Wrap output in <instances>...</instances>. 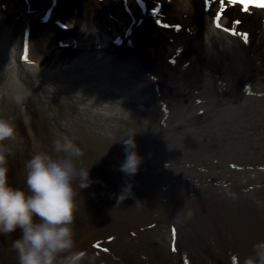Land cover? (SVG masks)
<instances>
[{
  "label": "rangeland",
  "instance_id": "374dc122",
  "mask_svg": "<svg viewBox=\"0 0 264 264\" xmlns=\"http://www.w3.org/2000/svg\"><path fill=\"white\" fill-rule=\"evenodd\" d=\"M208 1L211 6L205 0H168L159 15L173 31L168 48L175 67L180 70L169 78H159L146 70L133 54L134 50L130 49V56L120 45L119 41L126 40L124 46L138 48L142 41L136 28L145 14L133 0H126L125 4L120 0H0V31L19 19L31 17L29 12L38 14L31 21L29 57L34 62L40 61L41 67L47 69L70 62L64 54L80 56L90 48L98 49L100 46L91 40L96 33L107 31L110 36L107 50L121 60L132 61L141 78L144 100L135 107L138 118L126 121L120 130L122 136L117 139L136 132L137 151L142 160L153 148L160 126L166 134L163 152L172 159L176 155L192 160L213 155L217 160H226V154L239 153L241 159L261 166L258 161L264 158V7L245 8L236 0H227L232 11L227 9L229 14H225L220 9V2L225 0ZM47 10L50 16L47 13L42 16ZM217 16L232 32L231 49L216 40L214 46L208 41L212 19ZM201 30L206 34L203 46L196 44L198 37L193 42L188 41ZM30 97L31 94L22 106L3 104L0 108V115L14 120L20 137L16 149L13 141L8 142L14 149V155L8 159L9 183L25 191V164L32 155L38 151L63 155L53 151L52 141L59 138L56 128L38 102ZM25 112L30 117L27 125ZM178 127L181 133L171 136L180 138L181 146H175V140L168 134L169 129ZM82 134L81 140L78 139L80 148L90 154L84 164L81 163L84 167L92 165L90 175L96 176V180L81 193L82 207L73 229L89 223L105 210L106 201L122 191L121 176L126 177L125 181L132 177L114 176L115 172L113 177L106 178L115 192H107L96 169L100 165L105 172L107 166H111L117 171L118 166L113 161L119 155L125 156L123 144L117 143L119 146L113 140L99 138L92 140ZM94 146L102 151L98 158ZM245 160L233 163L249 166ZM85 190L93 194L90 196L95 200H86ZM253 193L257 195H227L197 206L193 211L178 212L156 229H133L134 232H120L114 238L108 236L99 247L92 246L86 254L93 258V264H242L243 259L252 254V244L264 239V184ZM19 236V231L0 235V254L9 257L8 261L14 262V258L9 251L10 256H6L4 251L12 249V241Z\"/></svg>",
  "mask_w": 264,
  "mask_h": 264
},
{
  "label": "bare ground",
  "instance_id": "6f19581e",
  "mask_svg": "<svg viewBox=\"0 0 264 264\" xmlns=\"http://www.w3.org/2000/svg\"><path fill=\"white\" fill-rule=\"evenodd\" d=\"M37 15L34 14V17H37ZM217 24V21H212L207 35L208 41L214 46L213 42L216 40L218 44L226 47V49H231V36L223 27L219 28L216 26ZM30 25L31 22L28 19H23L0 31V108L3 104L7 105V107L9 106L8 104H15L13 96L17 92H23L28 99L30 95L28 91H30L38 101L40 109H43L44 112L46 111L45 109H48L47 112L51 113V116H54L58 120L57 127L61 128L59 131L67 132L68 134L81 132L83 133L82 135L92 140L99 138L100 140L116 141L119 138L118 136H122L120 130H122L121 127H125L126 121L138 118L135 107L144 100L141 78L136 73L134 63L130 60H121L107 50L110 42V36L107 31L104 34L100 32L96 33L94 39L91 40H94L100 46L98 49L93 50L90 48V51L81 54L65 65L47 69L41 67L40 61L34 62L31 58L27 62L21 63L23 38L29 30ZM30 98L33 97L31 96ZM20 109L21 111L23 110L22 108ZM47 112L44 114L49 117ZM23 114L25 117H29L28 113L25 112ZM78 121L81 123H78ZM52 127L56 128L55 124H52ZM173 130L177 134L181 128L178 127L168 131L170 138L175 140L174 145L181 146L180 138L175 139L174 136H171L173 135ZM13 142L16 149V143H19V140ZM156 144L163 146L164 142L156 140ZM119 149L122 150L121 147ZM157 151L158 154L161 153L159 150ZM154 153L155 149L153 147V149L147 152V155H150L148 159ZM235 156L239 157V159ZM211 158H213L211 161L215 165L213 167L214 172L199 170V164H204V162ZM224 158L226 160H217L218 158H214L213 155L212 157H208V159L200 156L193 157V160L185 156L180 159L179 157L174 158L171 161L174 166H185L192 161V164L195 165L193 169L196 172L194 173V170L191 172L192 174H197V177L194 178L195 181L189 180V184H185V186L183 183L177 181L178 178L175 175L171 177L174 182L177 181L176 183L179 184V187L173 186L169 190L176 192L174 189H180L178 192L183 194L178 198L181 201L175 200L178 204L174 205V207L178 208L168 210L163 215L169 216L174 214L175 211L187 208L185 207L187 205L182 201L188 193H190V196H193V201L199 199L206 200V196L209 199L212 198V200L219 199L227 194L231 196L240 195L242 197L256 196L257 194L253 193L254 185H259L261 183L259 181L262 179H259L257 176V162L241 159V154L239 153H229ZM243 160H245V163L250 164L249 166L254 167L242 170L238 164L233 163V161L244 163ZM258 163L264 164V158L258 161ZM145 170L148 172V175L150 171L151 175L153 174L150 166H145ZM155 178L159 180L158 177ZM240 179H245L246 184L241 191L238 188H230L234 187V185L230 186L229 184L237 185L242 183ZM162 183L164 184V181ZM218 183L227 185L226 188L230 190L228 189L227 193L223 195H220V191L214 190L204 194L196 191V188H201L204 184L212 185ZM150 186L152 189L153 186ZM164 189L168 190L167 186ZM160 196L161 194L158 193V197ZM150 202L152 205L154 201L151 200ZM203 203H208V200ZM142 206L149 209L152 208V206L146 203H143ZM133 219H138V216L135 215ZM133 219L131 226L137 224V220ZM83 238L78 236L76 238L77 243H80V239L83 240ZM90 240V238H86L83 242L89 246ZM8 251L14 258V262L8 261L9 257L0 255L4 262L18 264L17 253L12 249H7L4 251L6 256H10Z\"/></svg>",
  "mask_w": 264,
  "mask_h": 264
},
{
  "label": "clouds",
  "instance_id": "9594fccd",
  "mask_svg": "<svg viewBox=\"0 0 264 264\" xmlns=\"http://www.w3.org/2000/svg\"><path fill=\"white\" fill-rule=\"evenodd\" d=\"M261 4L264 0H251ZM27 99L23 92L13 96L22 106ZM30 117H25V124ZM135 133L114 143H122L125 159L120 171L127 176L138 173L143 160L137 151ZM13 119L0 115V235L17 231L20 236L11 244L18 264H93L86 252L76 250L73 224L81 210L83 189L91 186L90 167L81 163V148L69 136L52 141L57 154L38 151L26 162L27 191L9 183L8 159L14 155L9 141H17ZM242 264H264V239L252 244V254Z\"/></svg>",
  "mask_w": 264,
  "mask_h": 264
},
{
  "label": "snow or ice",
  "instance_id": "6c2138e0",
  "mask_svg": "<svg viewBox=\"0 0 264 264\" xmlns=\"http://www.w3.org/2000/svg\"><path fill=\"white\" fill-rule=\"evenodd\" d=\"M231 2H232V0H231ZM236 2L243 4L245 6V8H247L249 6L264 7V2H262L261 4L252 3V2H249V0H236ZM24 52H25L24 59H27V49L26 48H25ZM173 237H175V230H173ZM96 246L99 247V245H96ZM175 250H176L175 246H173V251H175ZM105 251H107V249H105Z\"/></svg>",
  "mask_w": 264,
  "mask_h": 264
},
{
  "label": "water",
  "instance_id": "95a60500",
  "mask_svg": "<svg viewBox=\"0 0 264 264\" xmlns=\"http://www.w3.org/2000/svg\"><path fill=\"white\" fill-rule=\"evenodd\" d=\"M103 220V218H101L99 221H98V223H97V225L101 222ZM97 225L96 226H94L90 231H89V238L92 240L93 238H95L102 230L101 229H99L98 227H97ZM82 244H85L84 242H82ZM79 250H81V247H79Z\"/></svg>",
  "mask_w": 264,
  "mask_h": 264
},
{
  "label": "trees",
  "instance_id": "16d2710c",
  "mask_svg": "<svg viewBox=\"0 0 264 264\" xmlns=\"http://www.w3.org/2000/svg\"><path fill=\"white\" fill-rule=\"evenodd\" d=\"M163 60H165L164 58H162Z\"/></svg>",
  "mask_w": 264,
  "mask_h": 264
}]
</instances>
